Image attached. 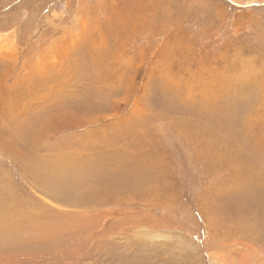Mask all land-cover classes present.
<instances>
[{"label": "rangeland", "instance_id": "rangeland-1", "mask_svg": "<svg viewBox=\"0 0 264 264\" xmlns=\"http://www.w3.org/2000/svg\"><path fill=\"white\" fill-rule=\"evenodd\" d=\"M0 264H264V0H0Z\"/></svg>", "mask_w": 264, "mask_h": 264}, {"label": "bare ground", "instance_id": "bare-ground-1", "mask_svg": "<svg viewBox=\"0 0 264 264\" xmlns=\"http://www.w3.org/2000/svg\"><path fill=\"white\" fill-rule=\"evenodd\" d=\"M33 230V229H32ZM252 255V254H251ZM253 256V255H252Z\"/></svg>", "mask_w": 264, "mask_h": 264}]
</instances>
